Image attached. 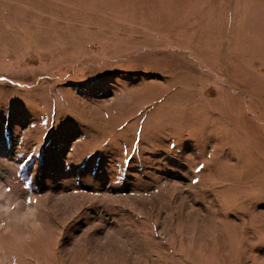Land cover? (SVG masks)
<instances>
[{
  "label": "rangeland",
  "instance_id": "374dc122",
  "mask_svg": "<svg viewBox=\"0 0 264 264\" xmlns=\"http://www.w3.org/2000/svg\"><path fill=\"white\" fill-rule=\"evenodd\" d=\"M0 264H264V0H0Z\"/></svg>",
  "mask_w": 264,
  "mask_h": 264
}]
</instances>
